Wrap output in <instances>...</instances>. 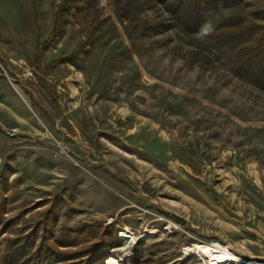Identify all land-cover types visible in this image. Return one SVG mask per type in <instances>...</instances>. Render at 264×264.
<instances>
[{
	"label": "rangeland",
	"instance_id": "rangeland-1",
	"mask_svg": "<svg viewBox=\"0 0 264 264\" xmlns=\"http://www.w3.org/2000/svg\"><path fill=\"white\" fill-rule=\"evenodd\" d=\"M263 8L189 33L155 0H0V264L46 215L41 264H264V88L210 36Z\"/></svg>",
	"mask_w": 264,
	"mask_h": 264
},
{
	"label": "trees",
	"instance_id": "trees-1",
	"mask_svg": "<svg viewBox=\"0 0 264 264\" xmlns=\"http://www.w3.org/2000/svg\"><path fill=\"white\" fill-rule=\"evenodd\" d=\"M162 9L168 14L169 19L175 24L184 28L186 32L196 33L202 29L206 23L207 16L210 12L217 10L220 5H231L237 0H155ZM213 41L229 49V64L232 69L242 74L245 78L253 81L256 85L264 88V8L254 10L250 17L230 16L222 19L210 33ZM84 53L77 51L62 58L60 63H73ZM55 63V62H53ZM50 64V67L53 65ZM2 200V196L0 197ZM52 210L48 214H50ZM3 212H0V217ZM42 222V229H34L31 232V238H14L10 239L7 246L5 260L12 259L17 264H38L45 263L49 259L46 256L45 248L52 253L59 254L57 248L50 241L51 235H55L54 229L55 216L49 217ZM42 231V237L34 248L37 240V234ZM51 234V235H49ZM49 235V236H47ZM49 238V239H48ZM48 240V242H46ZM61 243V242H60ZM66 242L58 246L68 245ZM105 246L108 244L104 240ZM30 245V247H29ZM75 245V244H74ZM28 246V247H27ZM55 248H54V247ZM98 249V248H97ZM97 253V252H96ZM70 259H79L77 261L66 262L65 264H94L95 254L86 256L82 252H71ZM15 258V259H14Z\"/></svg>",
	"mask_w": 264,
	"mask_h": 264
},
{
	"label": "bare ground",
	"instance_id": "bare-ground-1",
	"mask_svg": "<svg viewBox=\"0 0 264 264\" xmlns=\"http://www.w3.org/2000/svg\"><path fill=\"white\" fill-rule=\"evenodd\" d=\"M198 252L201 256L207 253L211 257V264H224L225 261L234 259V255L227 249V246H201Z\"/></svg>",
	"mask_w": 264,
	"mask_h": 264
},
{
	"label": "water",
	"instance_id": "water-1",
	"mask_svg": "<svg viewBox=\"0 0 264 264\" xmlns=\"http://www.w3.org/2000/svg\"><path fill=\"white\" fill-rule=\"evenodd\" d=\"M181 223H184V220H180Z\"/></svg>",
	"mask_w": 264,
	"mask_h": 264
}]
</instances>
